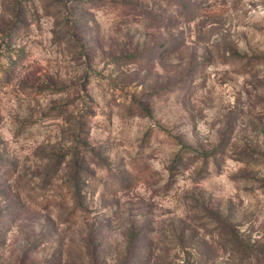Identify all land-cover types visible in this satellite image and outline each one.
<instances>
[{"label":"rangeland","instance_id":"1","mask_svg":"<svg viewBox=\"0 0 264 264\" xmlns=\"http://www.w3.org/2000/svg\"><path fill=\"white\" fill-rule=\"evenodd\" d=\"M0 264H264V0H0Z\"/></svg>","mask_w":264,"mask_h":264}]
</instances>
